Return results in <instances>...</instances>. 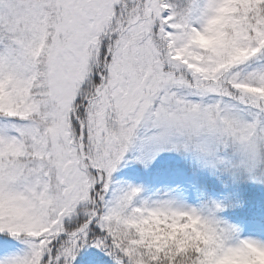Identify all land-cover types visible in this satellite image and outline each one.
Listing matches in <instances>:
<instances>
[{"label":"snow or ice","instance_id":"snow-or-ice-1","mask_svg":"<svg viewBox=\"0 0 264 264\" xmlns=\"http://www.w3.org/2000/svg\"><path fill=\"white\" fill-rule=\"evenodd\" d=\"M0 264H264V0H0Z\"/></svg>","mask_w":264,"mask_h":264}]
</instances>
